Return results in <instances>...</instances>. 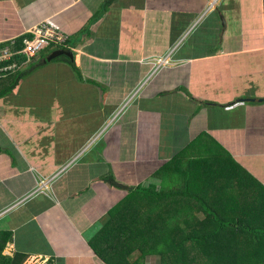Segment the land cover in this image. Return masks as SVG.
Returning <instances> with one entry per match:
<instances>
[{"label": "crops", "instance_id": "crops-1", "mask_svg": "<svg viewBox=\"0 0 264 264\" xmlns=\"http://www.w3.org/2000/svg\"><path fill=\"white\" fill-rule=\"evenodd\" d=\"M208 16L209 34L196 39L194 28ZM45 20L69 36L76 66L95 82L71 72L67 79L80 87L66 94L87 102L86 86H95L101 118L110 111L114 121L125 112L117 123H132L126 129L136 131V141L125 156L122 148L121 155L103 148L92 162L80 158L71 165L79 151L72 137L50 135L52 123H20L11 107L20 84L0 96V113L7 108L10 122L0 116V232L13 235L5 253L22 264H98L91 242L109 209L127 195L101 180L110 164L123 184L138 161L153 160L156 168L148 170L155 172L185 149L193 161L213 151L230 156L223 166L238 165L246 173L244 185L254 178L264 201V0H0V47L15 53L12 40L30 37ZM53 51L0 62V69L10 62L20 66L0 77V92L14 77L22 80V73L37 69L28 67L52 62L44 60ZM218 72L216 82L207 77ZM218 92L226 98L215 101ZM152 132L156 151L140 154L138 135L148 151Z\"/></svg>", "mask_w": 264, "mask_h": 264}, {"label": "trees", "instance_id": "trees-1", "mask_svg": "<svg viewBox=\"0 0 264 264\" xmlns=\"http://www.w3.org/2000/svg\"><path fill=\"white\" fill-rule=\"evenodd\" d=\"M24 39L17 40L14 52L23 50ZM71 45L70 39L68 48ZM62 48L65 46L59 49ZM52 61L69 64L78 80L95 83L83 77L70 57L63 55ZM41 65L44 64L28 68ZM17 85L14 82L0 96L9 94ZM103 145L96 154L102 153ZM205 151L200 155H206ZM211 152L193 161L185 149L183 154L164 162L152 177L159 185L129 186L115 180L114 175L102 177L103 182L127 195L104 216L103 228L91 242L93 250H104L109 261L121 264L127 261L121 258L124 254L133 259L138 254L135 264H143L147 257L159 258L161 264H264L263 195L253 188L254 178L242 183L246 173L241 174L238 165L223 166L231 160L226 158L229 155ZM88 156L80 162H92ZM109 167L112 170L111 164ZM12 239L11 233L0 232V264H22L17 255L5 254Z\"/></svg>", "mask_w": 264, "mask_h": 264}, {"label": "rangeland", "instance_id": "rangeland-1", "mask_svg": "<svg viewBox=\"0 0 264 264\" xmlns=\"http://www.w3.org/2000/svg\"><path fill=\"white\" fill-rule=\"evenodd\" d=\"M210 16L204 19V21L198 24L193 33L197 32L196 39L200 37L204 33H208ZM20 39V38H19ZM18 40V39H17ZM12 40V43L17 41ZM1 49H5L0 47ZM45 50H51L49 47L40 50L37 55ZM50 54V52H46L45 55ZM48 54V55H49ZM9 57V56H7ZM32 62V60H30ZM90 66V65H89ZM221 67V65H218ZM210 67H217L216 64L211 65ZM63 68L65 70L66 75H63V78H60V75L63 73ZM63 70V71H62ZM69 64H65L60 61H52L47 65H41L39 68L33 71L28 77L23 76L24 79L20 80L17 77H14L9 84V88L15 82L20 84L18 88L17 96L15 98V105H11L16 107V114L19 116L20 123H52L53 127H48L50 135H57L59 137H72L73 141H76L72 144V147H79L78 154L71 160V165L75 163L78 159L82 158L84 155L87 158H93L96 154V151L99 149L102 141L106 142L105 150L115 151L117 149L122 148L120 152L125 156V151L134 152V141H136V131L127 130L128 125H132V123H117L121 120L124 113L117 117L116 120L112 121L113 117H109L110 111L104 112V119H102V115H100V104H99V90L93 85L86 86V96L85 99L87 102H84V98H81V102L78 101V94H74L72 96L66 94V90L76 86L77 83L72 80L69 82L67 79L68 74L72 76L73 73ZM159 73H154L152 77H156ZM209 80L216 82L218 79H221V76L218 73L209 74L207 76ZM73 78V77H72ZM198 82V81H195ZM149 85V84H148ZM65 93L66 97L75 102L74 104L68 102L63 93ZM81 94L83 91H80ZM145 90L140 91L139 93H144ZM138 93V94H139ZM143 96V95H142ZM226 96L222 95V93L218 92L213 95V99L215 101H222ZM63 100V103H62ZM67 103V104H66ZM74 105V106H72ZM133 104H130V106ZM119 110V109H118ZM127 109H125L126 111ZM240 110V109H239ZM238 110V111H239ZM241 111V110H240ZM7 108L3 107L0 116L7 123L9 122V114H7ZM117 113V111H116ZM112 114V112H111ZM115 114V113H114ZM99 120H103L99 122ZM11 123H15L13 115L10 118ZM55 123V124H54ZM134 125L136 123H133ZM102 126V127H101ZM125 129L124 130V127ZM104 129V131H103ZM42 132V131H41ZM151 132V131H150ZM100 137V138H99ZM138 139L139 147L138 152L140 154H144L145 156H149L151 154L150 150L156 151L157 142L154 139V132L149 134V145H145V147L151 146L148 151L143 149V140L142 137ZM99 138V139H98ZM158 141V139H157ZM93 142V145L88 147L89 144ZM164 144H169L168 138L163 139ZM103 145V144H102ZM86 151L83 154H80L84 149ZM119 150L115 151L114 154L121 155ZM111 157V154L108 155ZM147 160V159H146ZM145 163L137 162V168L132 170L131 172L134 174H130V178L127 179L128 182L125 181V174L121 175L119 178L124 179V182L129 186H137L139 183L145 185L147 187L150 184L159 185L160 182L158 180L153 179L151 176L154 173L153 171L148 170V166L153 169L156 168V162L151 160L150 162ZM163 164V163H162ZM70 165V166H71ZM122 172V171H120ZM106 175H114L115 180H117L114 172L109 170ZM87 175L83 176L85 178ZM121 182V181H120ZM146 182V183H144ZM122 183V182H121ZM123 183V184H125ZM125 184V185H126ZM116 201H114L115 203ZM112 204V203H111ZM116 205V204H115ZM111 209V208H110ZM109 209V210H110ZM109 212V211H108ZM98 258V264H121L118 262L109 261L110 258L104 256V250L97 251L95 250ZM8 253V252H7ZM5 253V254H7ZM8 255V254H7ZM138 254H135V257H129V254H124L121 258L126 257L127 261L124 264H135L137 260ZM32 260V261H31ZM26 264H45L44 261L31 259ZM107 260V261H106ZM144 260V259H143ZM77 264V263H70ZM143 264H161L159 258H150L147 257Z\"/></svg>", "mask_w": 264, "mask_h": 264}, {"label": "built area", "instance_id": "built-area-1", "mask_svg": "<svg viewBox=\"0 0 264 264\" xmlns=\"http://www.w3.org/2000/svg\"><path fill=\"white\" fill-rule=\"evenodd\" d=\"M29 36L30 37L24 39V48L20 52L11 53L9 49L0 48V62L10 61L21 55L33 58L40 50L45 49L46 47L56 50L66 46L69 41V36L60 31L57 26L48 20L34 26L29 33ZM9 64L10 65H7L6 69H0V77H3L4 72L8 76L20 68L17 64Z\"/></svg>", "mask_w": 264, "mask_h": 264}, {"label": "water", "instance_id": "water-1", "mask_svg": "<svg viewBox=\"0 0 264 264\" xmlns=\"http://www.w3.org/2000/svg\"><path fill=\"white\" fill-rule=\"evenodd\" d=\"M68 56L70 57V59L75 62V54L73 52L72 49L70 48H62V49H56L55 51H53L45 60H44V63H47V62H50L60 56ZM93 145V142L91 144H89L88 147L92 146ZM86 151V148L80 153V154H83L84 152ZM10 256L13 257V254H8Z\"/></svg>", "mask_w": 264, "mask_h": 264}]
</instances>
